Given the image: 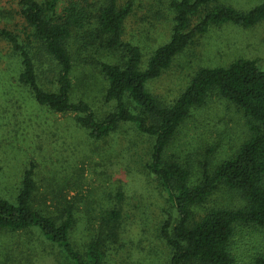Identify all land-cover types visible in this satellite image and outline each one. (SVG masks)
I'll return each instance as SVG.
<instances>
[{
	"label": "trees",
	"instance_id": "16d2710c",
	"mask_svg": "<svg viewBox=\"0 0 264 264\" xmlns=\"http://www.w3.org/2000/svg\"><path fill=\"white\" fill-rule=\"evenodd\" d=\"M138 1L12 0L11 7L0 3V43L9 47L14 59L15 84L34 104L74 114L76 127L90 141L106 140L121 126L150 139L145 169L159 181L171 210H163L155 224L157 242L149 244V258L139 264H240V232L264 234V68L244 57L227 65L202 66L170 103L160 99L150 83L211 25L252 27L264 21V2L244 11L220 0H172L170 37L144 60L142 46L124 38ZM76 49L106 52L105 57H92L104 79L108 105L102 112L88 99L74 97ZM45 73H53L50 88L42 84ZM214 95L236 107L248 134L229 155L218 156L219 143L208 147L195 172L192 159L169 149L194 110ZM48 188L42 191L37 163L31 160L16 196L10 198L3 191L0 165V230L23 237L17 240L23 244L17 262L6 246L0 264H121L113 258L123 246L124 190L110 193L117 198L114 204L91 220L83 216L81 198L63 195V186ZM221 188L240 192V203L208 207ZM81 224L93 229L86 240L76 238ZM146 226L141 225L143 232ZM132 229L131 235H138ZM135 238L140 240V235ZM252 250L250 263L264 264V247Z\"/></svg>",
	"mask_w": 264,
	"mask_h": 264
},
{
	"label": "rangeland",
	"instance_id": "374dc122",
	"mask_svg": "<svg viewBox=\"0 0 264 264\" xmlns=\"http://www.w3.org/2000/svg\"><path fill=\"white\" fill-rule=\"evenodd\" d=\"M171 1L140 0L126 22L124 38L142 46L144 60L170 37L174 15ZM220 2L247 11L264 0ZM0 3L11 7L13 2L0 0ZM81 52L75 51L74 97L88 99L102 112L108 105L103 96L104 79L92 57H105L106 52ZM240 57L256 59L264 68V21L252 27L232 22L211 25L204 35L197 37L176 56L160 77L151 81V89L160 99L170 103L198 68L227 65ZM12 65L15 63L9 47L0 43V165L4 193L10 198L16 196L23 171L31 160L37 163V179L42 191L63 186V195L81 198L85 219H96L103 208L112 206L117 198L111 194L121 188L124 190L122 206L125 216L123 246L114 251L113 259L121 264L126 263L127 257L128 264H139L140 259L146 263L149 244L155 246L157 242L155 224L162 218L163 210H171L159 181L145 169L150 139L136 134L129 126H121L106 140H88L76 127L74 114L54 113L31 102L27 92L16 86ZM52 74L45 73L41 78L45 87L50 88ZM247 134L246 120L236 107L214 95L206 105L194 110L169 152L192 159L189 161L198 172L201 162L198 159H204L208 147L219 143L218 156L229 155ZM241 197L238 191L221 188L207 206H231L240 203ZM145 223L147 226L143 232L141 225ZM82 225L76 230V238L86 240L93 229L86 230ZM131 229H136L135 234L140 235V240L135 238L138 235H131ZM19 238L23 240L18 234L0 230V261L7 255L3 252L7 246L12 249L11 254L17 262L23 246L17 244ZM238 245L240 264H251L253 246L264 247V234L243 230L238 235ZM157 246L156 249L161 250ZM140 254L144 256L138 258Z\"/></svg>",
	"mask_w": 264,
	"mask_h": 264
}]
</instances>
